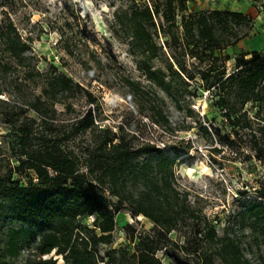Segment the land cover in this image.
<instances>
[{"label": "rangeland", "instance_id": "rangeland-1", "mask_svg": "<svg viewBox=\"0 0 264 264\" xmlns=\"http://www.w3.org/2000/svg\"><path fill=\"white\" fill-rule=\"evenodd\" d=\"M132 1L0 0V27L12 22L28 44V58L19 65L0 41L1 59L11 63L10 69L0 65V175L17 162L22 120L38 135L49 137L69 130L65 145L90 178L99 174L95 146L101 130L108 128L130 150L150 145L173 158L171 182L181 197L185 195L214 224L218 235L238 241L248 264H264V226L252 223L246 214L249 204L264 201V158L256 157L249 130L234 131L222 115L223 109L213 104L214 86L204 87L200 79V71L207 65L224 68L227 75L237 69L235 58L243 52L257 50L264 55V0H187L189 11L243 12L251 18V26L244 38L225 47L229 58L224 61L222 57L210 62L190 56L178 46L164 44L158 35L155 39L161 48L148 63L163 77L162 83L147 79L140 69L145 56L132 39L128 23ZM248 57L246 54L245 59ZM57 74L72 79V90L49 104L46 116L29 109V101L41 95L46 79ZM245 108L249 117L256 115L251 117L255 122L264 123V106L249 102ZM84 115L86 119L78 121ZM90 120L93 124L85 127ZM37 143L33 139L32 145ZM156 158L155 152H138L128 166L148 160L154 163ZM124 175L123 197L109 196L115 227L111 241L98 245V264L113 258L119 264H133L134 243L139 239L162 246L155 252L161 264H201L193 251L201 240L191 232L188 220L179 215L176 229L161 231L151 219L137 213L133 199L139 187L130 181L127 171ZM12 178L25 183L16 173ZM2 212L0 208V264H36V259L50 256L64 263L54 251L38 255L27 246L32 240L26 231L19 236V254L9 256V231L19 229L20 224L5 222ZM95 218L96 214L79 217L91 227ZM187 240L190 253L175 246Z\"/></svg>", "mask_w": 264, "mask_h": 264}, {"label": "trees", "instance_id": "trees-1", "mask_svg": "<svg viewBox=\"0 0 264 264\" xmlns=\"http://www.w3.org/2000/svg\"><path fill=\"white\" fill-rule=\"evenodd\" d=\"M128 23L132 39L145 56L140 69L147 79L162 83L163 77L148 63L149 58L156 56L161 48L155 37L161 35L164 44L178 46L190 56L207 61L222 57L224 61L229 58L224 53L225 47L247 35L251 18L235 10L189 11L187 0H134ZM0 41L11 58L19 65L25 64L28 44L12 22L0 27ZM246 54L249 57L245 59ZM94 58L98 62V57ZM235 61L237 69L227 75L224 68L207 65L200 71V79L205 83L204 87L214 86L213 104L223 109L222 115L233 130H249L255 155L261 159L264 158V123L255 122L251 118L256 117L255 114L249 117L245 105L251 102L264 106V55L257 50H249L238 55ZM0 65L4 69L11 67V63L2 61L1 56ZM169 67L173 70L172 64ZM180 67L183 68L182 65ZM211 76L213 79L210 80ZM71 90L72 79L69 76L57 74L49 77L41 87V95L29 101L28 108L46 116L48 105L62 100V96ZM85 119L84 115L78 121ZM29 120L33 121L32 118ZM23 121L18 125L17 162L9 167L7 174L0 175V208L5 222L20 224L19 229L9 231V256L19 254V236L26 231L28 240H32V245L28 243L27 246L38 255L54 251L64 261L58 263L57 257L50 256L36 259V264H98V245L111 241L115 227V210L109 196L123 197L127 171L130 181L139 187L133 199L137 213L151 219L165 233L177 228L179 215L182 220H188L191 232L199 235L201 240L199 247L193 249L201 264H216L215 260L221 264H248L241 244L228 235H218L214 224L202 217L186 201L185 195L181 197L171 182L173 158L163 154L158 147L147 145L133 151L117 133L102 129V137L95 146L99 152L97 162L100 171L90 178L86 171L80 170L76 155L65 145L69 130L48 137L35 134ZM154 121L159 122V119L154 117ZM92 124L90 120L85 127ZM33 139H38L36 146L32 145ZM138 152H155L157 158L154 163L148 160L129 167L128 163ZM13 173L24 177L25 183L13 179ZM94 214L96 218L92 227L79 219ZM246 214L252 223L264 226V201L249 204ZM130 239L134 240L133 235ZM188 244L190 240L185 244L175 243V246L190 253ZM161 247L154 240L139 239L134 243L133 264H161L155 255ZM105 264L119 263L113 258Z\"/></svg>", "mask_w": 264, "mask_h": 264}]
</instances>
